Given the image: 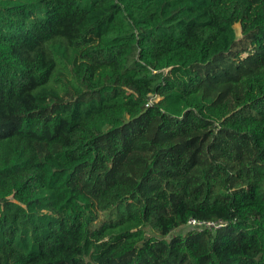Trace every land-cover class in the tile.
<instances>
[{
	"label": "trees",
	"instance_id": "obj_1",
	"mask_svg": "<svg viewBox=\"0 0 264 264\" xmlns=\"http://www.w3.org/2000/svg\"><path fill=\"white\" fill-rule=\"evenodd\" d=\"M0 264H264V0H0Z\"/></svg>",
	"mask_w": 264,
	"mask_h": 264
},
{
	"label": "rangeland",
	"instance_id": "obj_2",
	"mask_svg": "<svg viewBox=\"0 0 264 264\" xmlns=\"http://www.w3.org/2000/svg\"><path fill=\"white\" fill-rule=\"evenodd\" d=\"M234 27L236 29L237 35L239 36L241 34V26H240V24L237 23V24H235ZM252 220H254V219H249V221H252ZM148 229L150 230V232H154V231H151L150 228H148ZM186 231H188V226H181L178 229L174 230V232L172 234H181V233H184Z\"/></svg>",
	"mask_w": 264,
	"mask_h": 264
},
{
	"label": "built area",
	"instance_id": "obj_3",
	"mask_svg": "<svg viewBox=\"0 0 264 264\" xmlns=\"http://www.w3.org/2000/svg\"><path fill=\"white\" fill-rule=\"evenodd\" d=\"M187 224L191 227H196L199 229H202V227H204V226L214 225L213 222L199 221V220H196L194 218L190 219Z\"/></svg>",
	"mask_w": 264,
	"mask_h": 264
}]
</instances>
